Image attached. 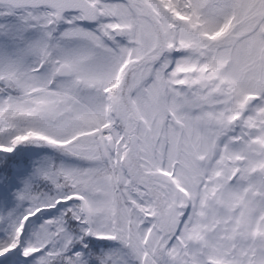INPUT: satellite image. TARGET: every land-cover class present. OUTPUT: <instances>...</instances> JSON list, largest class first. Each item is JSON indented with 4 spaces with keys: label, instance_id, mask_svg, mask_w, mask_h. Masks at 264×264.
I'll use <instances>...</instances> for the list:
<instances>
[{
    "label": "snow or ice",
    "instance_id": "snow-or-ice-1",
    "mask_svg": "<svg viewBox=\"0 0 264 264\" xmlns=\"http://www.w3.org/2000/svg\"><path fill=\"white\" fill-rule=\"evenodd\" d=\"M0 264H264V0H0Z\"/></svg>",
    "mask_w": 264,
    "mask_h": 264
}]
</instances>
